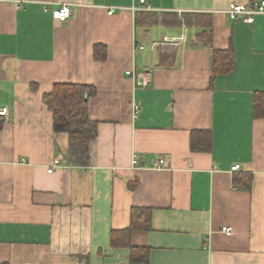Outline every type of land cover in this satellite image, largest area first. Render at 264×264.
<instances>
[{
  "label": "crops",
  "instance_id": "0c3cea01",
  "mask_svg": "<svg viewBox=\"0 0 264 264\" xmlns=\"http://www.w3.org/2000/svg\"><path fill=\"white\" fill-rule=\"evenodd\" d=\"M255 1L0 0V264H129L110 234L132 208L148 264H264V10L226 12ZM56 83L94 89L87 163L53 130Z\"/></svg>",
  "mask_w": 264,
  "mask_h": 264
},
{
  "label": "trees",
  "instance_id": "16d2710c",
  "mask_svg": "<svg viewBox=\"0 0 264 264\" xmlns=\"http://www.w3.org/2000/svg\"><path fill=\"white\" fill-rule=\"evenodd\" d=\"M183 16L186 22H191L192 19H188L187 14ZM202 20L203 18H200L196 22L201 24ZM209 34V30H204L200 33V35L208 36L205 42L208 46H210V43H208ZM211 56L213 72L228 71L231 69L233 65V54L231 50L222 51L211 48ZM93 94L94 89L89 85L56 83L53 85L52 90L42 97L43 103L52 113L53 130L56 132H64L68 135V147L70 151H73L75 155L82 158L84 163L89 162L88 145L97 132V123L90 120L88 113V100ZM253 114H264V97H257V95L254 97ZM202 146L206 148L208 142L202 144ZM193 147L196 149L197 145H193ZM149 223V209L132 208L130 225L122 230H113L110 234L111 246L127 247L129 249V264H148L149 249L144 246L133 245L131 237L132 233L136 230H148L150 227Z\"/></svg>",
  "mask_w": 264,
  "mask_h": 264
},
{
  "label": "built area",
  "instance_id": "2783aa9c",
  "mask_svg": "<svg viewBox=\"0 0 264 264\" xmlns=\"http://www.w3.org/2000/svg\"><path fill=\"white\" fill-rule=\"evenodd\" d=\"M144 0H140V3H143ZM264 10V0H260V1H255L252 4V8H247V6L245 4H237V3H231L229 4V6L226 9V12L229 16V18H231L232 20H236L237 17L242 16L243 19L248 20L250 14L252 13H259L262 12ZM113 12V8H111L108 13L111 14ZM52 17L60 22H65L69 15H70V7L67 4H62L60 5L58 8L52 10L51 12ZM142 48V47H140ZM125 73L127 75H132L131 71L125 70ZM149 83V79L148 78H143L140 81H138V84L140 85H147ZM133 116L136 117V114L139 110V106L138 105H134L133 106ZM7 113V107H3L0 109V116H5ZM139 162L137 160V158L134 156L133 160H132V164L133 165H137ZM163 164V160H158L157 162H155V165H159L161 166ZM238 165H234L232 166V170H236L238 169ZM51 169L48 170V172H50ZM221 231L226 234V235H231L232 234V229L230 226H222Z\"/></svg>",
  "mask_w": 264,
  "mask_h": 264
}]
</instances>
